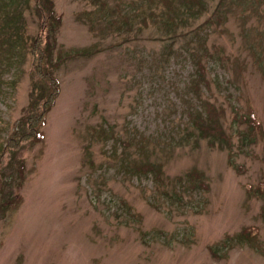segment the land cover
Masks as SVG:
<instances>
[{"label": "rangeland", "instance_id": "1", "mask_svg": "<svg viewBox=\"0 0 264 264\" xmlns=\"http://www.w3.org/2000/svg\"><path fill=\"white\" fill-rule=\"evenodd\" d=\"M50 2L60 19L53 35L50 23L39 16L44 12L36 11L38 0H23L14 10L21 12L17 19L24 24L23 37L55 39L53 58L63 61L55 71L60 91L41 126L44 138L22 141L13 156L6 139L30 113L26 49H21L23 59L13 54L11 73L4 75L9 84L0 98V202L15 195L19 200L5 209L0 206V264H264V194L259 188L264 181V78L245 49L236 15L226 23L228 32L211 31L207 43L246 59L245 82L239 78L233 81L239 89L229 86L216 66L207 76L220 74L221 85L211 80L208 98L221 104L229 119V103L243 108L249 104L260 123V137L240 146L236 130L246 125L229 130L226 122L234 136L232 148L220 150L203 140L197 146L173 142L164 168L172 179L153 184L150 178L126 172L119 157L108 155L115 148L118 156L125 149L135 156L133 145L113 140H129L135 129L161 140L182 135L175 127L180 118L186 119L180 116L184 103L179 93L193 69L187 54L157 67L166 52L163 42L153 39L160 36L157 29L140 32L146 38H138L134 52L127 53L126 44L111 49L115 32L106 29L101 12H92L99 5L91 0ZM250 25L264 35L263 20L259 23L253 16ZM96 48L104 49L92 56L74 53ZM230 72L226 74L232 77ZM193 102L192 94L188 104ZM175 107L177 113L166 116ZM110 126L113 135L102 137L101 127ZM20 161L23 175L18 179ZM194 170L203 175L208 189H179L174 178ZM245 227L256 236L254 246L245 239L225 240Z\"/></svg>", "mask_w": 264, "mask_h": 264}, {"label": "trees", "instance_id": "2", "mask_svg": "<svg viewBox=\"0 0 264 264\" xmlns=\"http://www.w3.org/2000/svg\"><path fill=\"white\" fill-rule=\"evenodd\" d=\"M21 1L23 0H0V98L5 95V86L9 84L4 75L9 71L11 73L13 54L15 53L23 59L25 55H22L21 49H26L31 66V90L29 91L27 106L30 109V113L19 120L17 123L19 128L14 129L6 139V147L10 149V156L17 152L21 147L20 143L22 141L33 140L35 142L44 138L41 126L44 124L47 112L54 104L55 98L60 91L55 71L63 61V57H58V60L53 58L55 39L49 42L46 38L44 40L40 34L29 38V41L27 37H23L21 30H24V24L18 23L17 19L21 12H14ZM25 1L29 2V0ZM91 1L92 4L99 5L92 12H101V20L105 23L106 29L109 28L110 31L115 32V40L108 45L111 49H116L126 44L129 46L126 52L128 53V50L134 52V43L139 40L138 38H146V36L138 34L152 26L157 29L160 35L153 37V39L163 42L166 50V52L161 53V59L156 62V66L161 67V65H165L164 61L168 62L171 58L185 53L193 67L189 73L185 89L182 94L179 93L184 103L180 116H184L186 119L180 118L175 128L180 130L182 135L177 139L169 135L167 140H161L158 137L145 135L142 131L135 129L136 134L132 135L129 140L114 138V141H119L124 147L133 145L136 150L135 156H131L126 149L124 154L122 153L118 156L119 153L114 148L111 154L108 155L113 159L119 157V166L123 170L128 171L131 175L138 176L140 174V176L150 178L153 184L163 183V178L168 182L172 178L165 173L164 168L169 158V153H172L175 148L173 142L180 144L179 146H184L186 141H191L193 144L195 143L194 146H197L203 140L207 145L218 146L220 150H225V147L232 148L234 146V136L226 130V122L229 130L233 125H246L245 129L238 128L236 134L234 133L241 143L239 144L240 146L257 142V137H260V123L255 111L249 104L243 108L237 103H229L230 112H232L229 119L226 109L221 104H216L208 98L212 93L210 81L213 80L217 85H221V75L215 73L214 78L211 79L207 76L208 71L214 70L216 66L220 67L225 74L224 81L229 86L239 89V85L234 84L233 81H237L240 78L241 81L245 82L242 72L246 70V59L237 55H228L224 52L223 47L218 45L211 46L207 43V40L211 31L228 32L226 23L229 21L230 16L236 15L235 19L241 26V33L245 40V49L252 55L254 62L256 64L259 63L258 70H260L261 76L264 78V35L262 30H256L257 26L250 25V19L253 16L259 23L261 20L264 23V0ZM38 2L39 6L37 3L36 11L38 13L44 12V15L39 14V16L46 24L50 23V33L53 35L58 29L60 19L54 16L50 0H38ZM45 12H48L49 15L46 16ZM193 21L198 22L195 26L190 27ZM179 27L186 28L179 31ZM26 41L29 42L28 49L24 46ZM193 41H195V45H193ZM103 49L101 48L100 50L103 51ZM100 50L83 49L74 53L80 56H92ZM67 56L69 55L67 54ZM141 59H139V65L143 62ZM228 71L232 77L226 74ZM222 87L228 89L226 85ZM36 90L39 93H35ZM192 94L195 98L193 105L188 104ZM227 96L230 97L231 94H227ZM174 113H177L176 107L171 108L166 116L169 117ZM111 131L112 126L108 127L107 130L101 127L102 137L112 136L113 133ZM22 164L23 162L20 161L18 168H15L18 179H21L23 175ZM10 172L9 175L13 176L12 165H10ZM0 176L2 177V173ZM174 180L178 182L179 189L183 187L185 191L208 189L203 175L196 170L184 173V177L176 176ZM4 182L5 184L11 183L7 180ZM1 184L2 180L0 178V187ZM259 188L260 193L264 194V181L259 183ZM0 193L4 194L1 188ZM18 200V195L4 198V202H0V206L5 209L14 205ZM233 238L237 240L245 239L252 246H254V241L256 240V236L250 235L249 227H245L242 232L235 236L225 235L226 241H231Z\"/></svg>", "mask_w": 264, "mask_h": 264}]
</instances>
